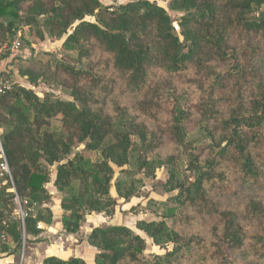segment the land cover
Returning a JSON list of instances; mask_svg holds the SVG:
<instances>
[{"label":"trees","instance_id":"1","mask_svg":"<svg viewBox=\"0 0 264 264\" xmlns=\"http://www.w3.org/2000/svg\"><path fill=\"white\" fill-rule=\"evenodd\" d=\"M159 2H168L167 9ZM263 8L264 0H136L114 7L98 0H0V47L8 48L19 34L28 38L29 46L45 37L52 43L64 38L63 51L80 64L55 62L52 81L69 92L71 101L49 94L40 98L16 84L0 97V140L10 172V178L0 175L5 182L0 193V231L20 243L15 197L22 207L24 202L36 204L40 219L49 222L51 213L41 206L50 201L45 186L52 182L61 195L62 231L75 235L87 216L114 214L117 202L110 189L116 175L115 190L128 202L133 186L127 190V183L135 171L168 166L167 192L177 194L164 205L163 219L175 217L179 207L186 206L205 214L214 212L219 227L214 228L209 253L215 264H240L238 255L247 241L253 248L260 244L256 255L264 261L263 203L251 197L240 214L217 211L206 188L216 179H226L220 170L224 165L236 168L241 187L264 183ZM169 12L180 16L174 20ZM98 55L107 60H94ZM38 64L37 58L19 62L17 73L35 86L46 81ZM99 64L119 73L124 91L132 95L149 90L152 71L169 76L193 71L199 93L196 104L186 108V98L174 95L162 104L155 102L156 111L170 117L164 133L177 147H185L187 125L192 123L198 135L208 140L201 154H187V185L175 181L174 157L150 161L149 155L162 143L149 140L143 122L126 108H116L114 116L97 108L98 93L107 89L95 72ZM77 146L99 153V158L92 160L82 152L69 159ZM243 221L250 222L251 234ZM34 222L26 218L25 231ZM136 230L161 248L172 244V250L149 262L143 257L144 239L132 229L101 226L87 237L97 251L94 263L172 264L202 245L198 237L181 236L163 220L139 221ZM43 264L86 263L79 258L48 257Z\"/></svg>","mask_w":264,"mask_h":264},{"label":"rangeland","instance_id":"2","mask_svg":"<svg viewBox=\"0 0 264 264\" xmlns=\"http://www.w3.org/2000/svg\"><path fill=\"white\" fill-rule=\"evenodd\" d=\"M159 5L166 8L168 2H159ZM264 10V8L262 9ZM172 19L176 20L180 14L169 12ZM23 46L27 45L26 37H22ZM39 64L36 66L37 70H45L46 81H39L35 86H31V89L37 96L43 98L46 94L52 95L53 98H59L62 100L71 101L72 98L69 92L52 81L53 72L55 69V62H61L69 65L80 66L74 62L73 57L68 58V55L63 51H55L52 54L44 53L36 57ZM94 60H100L105 62L107 57L105 55H98ZM48 62V64H47ZM42 68V69H41ZM95 72L103 77L104 86H107L106 90L98 93V107L103 109L105 114L114 116L116 114V108H126L130 116H134L138 121L144 123L149 132V140L153 144L162 143L161 148L154 150L149 155L150 161H154V158L165 160L171 156L175 159L176 180L177 182H184L185 185L190 181V175L186 171L187 154L192 155L201 154L204 148L208 146V140L203 139L201 135H198V127H194L193 123L187 125V137L185 147H177L170 136H166L164 132L169 127L170 117L168 113H158L156 110L155 102L162 104L166 101L167 96L174 95L176 97L186 98V108H189L199 101V93L194 85L193 81L196 79L195 74L190 69L187 73L169 76L161 71H152L150 73V87L149 90L145 89L141 94L132 95L124 91V84L122 77L119 73L115 72L111 67H104L99 64L95 69ZM96 74V76H97ZM159 85V86H157ZM149 91V92H148ZM160 99V100H157ZM161 101V102H160ZM141 103L139 106L138 103ZM185 102V101H183ZM147 109L149 113L144 114V110ZM53 125L59 127L58 122ZM167 133V132H166ZM192 146V147H191ZM85 156L90 157L92 160L99 158V153H89L83 149V146H77L72 148L71 155L68 157L71 159L74 154L82 153ZM56 166L50 168L55 170ZM168 166L161 168L154 167L150 171H135V174L131 176L127 183V190L133 186L131 195L128 202H123L118 196L115 190V181L118 175H116L112 181V188L110 189V197L117 202V206L114 209V214L109 217H105L102 214L98 218H102V221L93 222L90 226H81L82 228L75 235H72L78 245L85 241L93 228L100 224H107L106 226H126L132 229L136 234L141 236L146 243V250L143 254L145 260L149 262L153 261L156 256H164L167 252H170L173 245L170 244L161 248L152 243V241L142 232L136 230V224L139 221H161L179 233L184 237H198L202 241V245L196 252L190 255H186L183 258L175 260L172 264H215L216 262L211 259L209 249L214 242V228L218 225V217L214 212L211 214H205L199 212L198 209L193 207H185L176 211V215L173 218H162L164 205L171 203V198L177 194L175 192H167L169 185H165L168 181ZM220 170H223V181L216 179L206 185L209 189V195L213 199L215 208L217 211L229 210L238 214L241 213L243 205L246 201L254 197L260 200L264 206V183L258 187L249 188L247 186H239V175L236 168L232 166H223ZM188 179V180H187ZM132 181L135 183L132 185ZM17 204L14 202V207L17 208ZM26 210L25 207H22ZM97 218V217H96ZM246 225V231L251 234L252 227L250 222L243 221ZM91 224V223H89ZM93 226V227H91ZM86 234V236H85ZM253 248L252 242L247 241L245 249L238 257L240 264H264V261L258 259L256 254H259L260 244H257ZM92 248V247H91ZM93 259L97 254V251L92 248ZM95 264V263H94Z\"/></svg>","mask_w":264,"mask_h":264},{"label":"crops","instance_id":"3","mask_svg":"<svg viewBox=\"0 0 264 264\" xmlns=\"http://www.w3.org/2000/svg\"><path fill=\"white\" fill-rule=\"evenodd\" d=\"M12 1V0H10ZM105 6H118L128 2L136 0H98ZM8 18H3L1 21L8 22ZM25 32V31H24ZM24 35H27L26 32ZM26 37V36H24ZM26 39H28L26 37ZM60 42H50L45 37L44 40L36 42L31 46H21L20 50L16 53L7 51L5 45L0 47V73H3L9 77L12 84L19 85L26 89H31L29 83L17 73V65L19 62L28 61L43 55L44 53L52 54L55 51L63 50ZM4 47H6L4 49ZM0 132H2L0 130ZM54 174L52 175V178ZM5 182L0 177V193L4 187ZM45 189L50 195V201L48 204L41 206L42 208H48L51 213V219L49 222L43 221L41 215L38 213V206L28 204L26 210L28 211L29 218L33 219L34 225H30L25 231L24 222L17 216L18 206L14 213V218L20 223L21 241L15 243L10 237L6 244L0 247V264H43L44 259L48 257H55L61 260H68L72 258L82 259L86 264H94L92 248L88 246L85 241L78 245L72 235L64 234L62 231V210L60 207L61 195L53 187L52 182L45 186ZM12 191V190H11ZM91 214L87 216L82 226H90L93 222L102 221V218H98L101 215ZM97 217V218H96ZM91 223V224H89ZM5 223H2V226ZM107 224H100L96 227L106 226ZM38 226L40 228H38ZM93 227V226H91ZM95 227V228H96ZM82 228V227H81ZM6 233V232H5ZM8 236V233H6ZM86 236V234H85Z\"/></svg>","mask_w":264,"mask_h":264},{"label":"built area","instance_id":"4","mask_svg":"<svg viewBox=\"0 0 264 264\" xmlns=\"http://www.w3.org/2000/svg\"><path fill=\"white\" fill-rule=\"evenodd\" d=\"M21 46H22V39L20 38V34H19L11 42L10 46L8 48L4 47V49L6 48L9 52L16 53L17 51L20 50ZM12 86H13V84L10 81V79H8L5 74L0 73V97L5 95L7 92H9L10 89L12 88ZM0 135H1V132H0ZM0 175L1 176H8L10 178V172L8 169L7 160H6L4 151H3L1 140H0ZM12 192H14L13 189H12ZM14 202L18 206L17 216L21 220V222L23 223L26 218H29V216H28L29 209L24 210L17 197L14 198ZM23 206L27 207L28 203L24 202ZM32 206L33 205H31L30 207H32ZM3 226H4V224H3ZM38 228H40V227L38 226ZM7 241H9V236H7V234L3 230H1L0 231V247L3 246L4 244H6Z\"/></svg>","mask_w":264,"mask_h":264}]
</instances>
